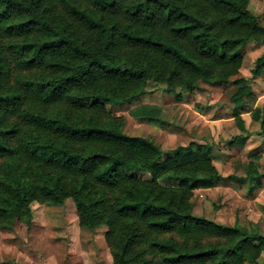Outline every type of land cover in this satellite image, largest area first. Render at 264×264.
Returning a JSON list of instances; mask_svg holds the SVG:
<instances>
[{
    "label": "trees",
    "instance_id": "trees-1",
    "mask_svg": "<svg viewBox=\"0 0 264 264\" xmlns=\"http://www.w3.org/2000/svg\"><path fill=\"white\" fill-rule=\"evenodd\" d=\"M201 1L210 11L190 0H0V228L29 225L32 202L70 199L80 227H106L112 264H264L256 226L191 213L192 193L219 179L208 147L162 151L125 135L124 118L108 111L150 85L191 92L238 74L242 48L264 42V27L250 0ZM262 71L264 54L251 75ZM233 83L243 130L250 87L243 78ZM132 115L157 121L152 109ZM253 118L264 138V117L255 110Z\"/></svg>",
    "mask_w": 264,
    "mask_h": 264
},
{
    "label": "rangeland",
    "instance_id": "rangeland-1",
    "mask_svg": "<svg viewBox=\"0 0 264 264\" xmlns=\"http://www.w3.org/2000/svg\"><path fill=\"white\" fill-rule=\"evenodd\" d=\"M192 3L210 11L201 0ZM59 10L57 4L54 5ZM248 9L264 27V0H250ZM120 24L126 20L117 15ZM79 33L93 41L92 33L77 27ZM264 54V42H249L242 48L239 72L226 84L198 82L191 92H166L162 85H150L146 93L128 103L108 106L110 114L124 118L123 133L151 139L162 151L185 147L190 143L204 145L210 151L212 165L219 179L208 189L192 193V215L224 226H256L264 235V138L259 136L255 110L264 117V71L252 77L255 60ZM243 78L250 94L243 98V130L233 116L231 97ZM157 111V121L132 115L134 110ZM246 136L243 143L240 138ZM252 163L254 171L248 172ZM254 174L253 179L248 174ZM137 174L148 178V174ZM161 185L168 186L160 181ZM31 221L26 225L14 221L9 229L0 228V264H112L105 242L106 227L93 231L79 225L76 208L67 199L61 206L32 202ZM214 241L204 237L203 241ZM264 261V255L259 262Z\"/></svg>",
    "mask_w": 264,
    "mask_h": 264
}]
</instances>
